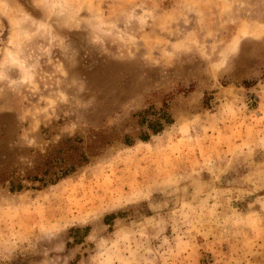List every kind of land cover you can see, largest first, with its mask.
<instances>
[{"label": "rangeland", "instance_id": "1", "mask_svg": "<svg viewBox=\"0 0 264 264\" xmlns=\"http://www.w3.org/2000/svg\"><path fill=\"white\" fill-rule=\"evenodd\" d=\"M67 137L0 264H264V0H0V170Z\"/></svg>", "mask_w": 264, "mask_h": 264}, {"label": "trees", "instance_id": "2", "mask_svg": "<svg viewBox=\"0 0 264 264\" xmlns=\"http://www.w3.org/2000/svg\"><path fill=\"white\" fill-rule=\"evenodd\" d=\"M162 117V122L150 124L152 134H157L163 129V122H170L168 115ZM148 138L149 135L144 134L140 140L147 141ZM77 142V137L60 140L51 150L40 154L39 161L30 168L9 166L1 169L0 182H8L9 189L14 192L20 191L26 181L37 183L41 187L55 184L89 162L90 157L78 151Z\"/></svg>", "mask_w": 264, "mask_h": 264}]
</instances>
